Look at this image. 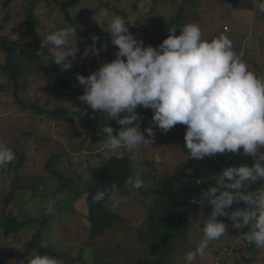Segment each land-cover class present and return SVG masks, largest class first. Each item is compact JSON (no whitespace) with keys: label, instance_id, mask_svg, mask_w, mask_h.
Masks as SVG:
<instances>
[{"label":"clouds","instance_id":"1","mask_svg":"<svg viewBox=\"0 0 264 264\" xmlns=\"http://www.w3.org/2000/svg\"><path fill=\"white\" fill-rule=\"evenodd\" d=\"M254 5L264 13V0H254ZM99 19L107 20L105 32L116 47L115 58L104 61L87 76L77 74L76 80L83 88L78 96L83 105L106 113L108 120L119 125L114 129L106 123L100 129L105 148L128 152L155 148V128H144L146 137L135 111L143 107L152 110L151 125L163 133L177 124L186 126L183 139L190 158L200 160L217 154L252 157L251 165L238 163L223 168L214 183L193 198L200 205L207 201L210 211L201 213L203 235L195 249L185 253V264H195L198 257H205L210 243L228 235L227 225L218 217H227L235 229H247L240 239L264 249V74L249 67L226 34L207 38L196 22L167 28L166 38L153 47L145 46L129 31L133 21L122 15L101 9ZM76 38V25L63 23L46 34L36 54L68 70L79 51ZM91 39L83 55H99L100 37ZM77 110L82 112L83 108ZM16 159L13 148L0 141V170ZM136 167V176L127 184L138 190L144 187V180L140 175L142 165ZM257 181L261 183L253 189L251 185ZM116 189L115 184L98 189L94 202L110 198L115 210L121 202ZM239 202L244 207H232ZM56 212L55 201L45 205L46 215ZM52 243L54 237L42 241L40 248L47 249ZM23 264L63 261L48 252L32 250Z\"/></svg>","mask_w":264,"mask_h":264},{"label":"rangeland","instance_id":"2","mask_svg":"<svg viewBox=\"0 0 264 264\" xmlns=\"http://www.w3.org/2000/svg\"><path fill=\"white\" fill-rule=\"evenodd\" d=\"M7 1V5L4 2ZM35 1L33 5V16L35 18V24L37 30L41 35L46 36L50 31L63 23H67L64 18V13L61 7L53 2V0H0V19L3 17L5 11L9 13V20L5 28L6 35L11 39H18L24 32V21L29 11V5ZM136 0H80L75 5L69 6V13L73 20H79L80 30H84L88 25L98 26L102 32L100 34H91L88 31H84L81 39L83 40V48L79 46L81 39L77 35L78 53L76 59L73 60V67L68 70H63V77L67 80L70 88L78 95L83 94V88L76 80V75L87 76L89 73L95 71L104 61L115 58L116 47L112 45L108 34L105 32L107 27V20L103 22L99 19V11L101 9H107L104 4L110 6H116L118 9L129 11L132 8V4ZM178 4L180 0H167L166 3L158 2L152 9L149 8L150 0L137 1L138 9L131 13L130 22L133 21L132 27L144 26L148 32L153 36H158L156 33H160L159 27L165 26L170 19L175 20L174 13L177 11V6L173 2ZM248 0H188L189 5H184V13L180 24L187 21H193L200 25L203 35L207 38L216 36L222 32V22L224 18H229V25L235 29V20L228 17L229 12H226L228 3L234 8L239 5H243ZM109 12L115 13V11L108 9ZM174 22V21H173ZM162 30V28H161ZM233 34V33H231ZM255 35V33H253ZM252 35V36H254ZM92 36L100 37V41L97 43L99 49V55H85L87 60V73L85 74L84 67L79 61L78 54L80 49L88 48L92 44ZM138 39H141L144 45L155 44L152 42L144 41L139 35H135ZM241 35L236 34L233 36L234 50L238 53L244 44L241 43ZM257 39L250 40L246 47V54L243 58L247 61L249 67L253 70L252 63H249L251 53L249 51L250 42L255 43V50L258 49L257 57L264 58V39L259 42ZM254 41V42H253ZM103 45V46H101ZM262 46V49L260 48ZM5 55L0 52V59L5 60ZM261 59V58H260ZM262 61V59H261ZM60 67V66H59ZM258 74H264V71L255 70ZM0 73V78H1ZM49 72L42 70L40 74L32 75L28 81L26 93L24 95L27 103H37L42 108H54L63 106L73 111H78L77 107L83 108L82 102L76 99L74 96L66 94L62 89L56 87V82L50 80ZM3 79H5L2 76ZM1 78V79H2ZM6 85V96L9 100L11 98V90ZM1 90V89H0ZM2 91V90H1ZM13 102V101H12ZM16 113L9 117L0 116V141L7 143L13 148L17 159L13 162H18L19 154L24 156L23 165L15 171L10 164L3 170H0V220L4 215L8 213H17L20 208V203L28 199L30 194V182L36 177H40L43 174V168L45 162L51 154H63L66 152L68 156H63L57 161V169L69 175V161L72 162L73 167L82 169L87 165V154L82 152L79 155L74 154L78 148L80 140L87 134L96 133L91 129L83 128L79 119H72L70 117H64L62 119H53L48 116L41 115L35 116L31 109H23L19 102H16ZM14 111V112H15ZM138 115L144 116L146 114H152L151 109H145L143 107H137L135 109ZM92 119L96 122L102 123L103 119H107L106 113H96L93 111L91 114ZM103 118V119H102ZM151 119V116L147 118ZM115 122L114 120H108ZM178 128V127H177ZM30 130L28 133L25 134ZM144 129H141V131ZM24 132V133H22ZM142 133L147 137V133ZM156 142L152 145L153 149H145L143 147L133 152L120 149L111 151L104 146L95 151V155L103 153H117L124 154V152L131 153L133 159L141 162L142 165L145 160L158 161L165 160V165L160 167L157 163V169L159 174L164 169L165 173L168 171L170 175L177 166L185 161L186 153L180 149L171 148L170 144L175 142L178 138L177 130L173 127L168 132L163 133L157 127L155 128ZM110 151V152H109ZM67 155V154H66ZM12 164V163H11ZM169 164V165H168ZM167 167V168H166ZM167 174V173H166ZM76 180H80L76 177ZM151 181V179L149 180ZM198 183L199 181L196 180ZM259 184L260 181H257ZM155 187V186H154ZM152 186V188H154ZM54 190V189H53ZM135 192V191H134ZM117 198L121 201L116 208L117 212L124 218L123 221L116 224L111 229L106 230L101 236L96 238L97 240V252L102 256L105 255L106 259L112 264H140V260H143L145 254L142 252L143 244L137 239V228L143 227L142 224L146 218L149 217V206L151 204V198L144 197L141 194L135 192V195L131 197L122 196L116 194ZM8 197H12L9 201ZM35 203L44 204L53 202L54 199L49 194L46 199H41L40 192L36 193ZM33 201V202H34ZM29 203V202H28ZM108 204H112L110 199ZM30 205V204H29ZM57 205V204H56ZM28 209L29 206L23 204ZM236 207H241L239 204ZM58 211V219L54 221L52 228L46 226L31 225L28 228H22L17 237H12L11 234L0 232V262L2 264H23L28 254L23 253V244L27 242L31 236L36 232L41 233V240L47 241L54 237V243L50 244L54 246L60 254L59 259L64 263L65 259H71L77 257L78 252L82 249V253L79 255L83 262L86 264H92L95 259V254L90 252V249L86 248L85 242L88 239V232L86 226L88 224L86 220V203L85 194L76 196L71 205ZM37 209V207L35 208ZM201 213L207 215L208 213L203 210L197 213L191 214L188 220V234L186 237L176 241L172 250L171 263L170 264H185V253L194 250L202 238V231L199 227L203 217ZM227 225L228 235L221 239L210 243L206 250V255L203 258L198 257L195 264H213L214 260L219 264H264V249H257L253 244V250L249 254L245 253V257L251 258L249 261L242 259L238 249L246 248V242L240 239L241 231L235 229L232 226L231 221L226 218L223 221ZM142 224V225H141ZM120 244V250L113 255L101 253L106 246L114 247L115 243ZM245 252V251H244ZM98 255V254H97ZM128 259V260H127ZM71 264H82L73 262Z\"/></svg>","mask_w":264,"mask_h":264},{"label":"trees","instance_id":"3","mask_svg":"<svg viewBox=\"0 0 264 264\" xmlns=\"http://www.w3.org/2000/svg\"><path fill=\"white\" fill-rule=\"evenodd\" d=\"M136 0L132 4V8L129 11L118 9L116 6H110L104 4V7L115 11L116 14L122 15L127 21L130 22L131 13L138 9ZM167 0H150L149 8L158 3H166ZM53 2L59 5L64 13V18L67 23H73L76 25V36L81 39L84 31H88L91 34H100L102 30L96 25H88L84 30L79 28V20H73L69 13V6L80 2V0H53ZM173 2V1H172ZM188 0H180L178 4L173 2L177 6V11L174 13L175 20L170 19L165 26L159 27L160 33H156L158 36L151 35L150 32L145 30L144 26L132 27L129 26V31L135 36L139 35L144 41L152 42L157 46L166 36L167 28L173 25H179L180 20L184 13V5ZM35 1L29 5V11L24 21V32L22 35L14 40L9 38L5 33L7 21L9 20V13L5 11L3 17L0 19V52L5 56V60L0 63V73L5 78L4 82L0 83V89L5 90V83H8L11 90V98L14 102H19L23 109H31L35 116L46 115L53 119H62L64 117H70L72 119H79L83 128L91 129L96 133L85 135L79 142L78 148L74 151L76 155L82 152H86L87 165L78 169L72 168V162L69 161V175L67 172H63L62 169H57V161L62 157L61 154H51L45 162L43 168V174L40 177H34L30 182V194L28 199L20 203V208L17 213H8L4 215L0 220V232L11 234L12 237H17L22 228H28L31 225L46 226L52 228L54 221L58 219V211L70 206L73 199L78 195L85 194L86 203V220L88 222L86 229L88 232V239L85 242L86 248L90 249V252L95 254V259L92 264H112L109 262L105 255L106 253L113 255L120 250V244L115 243L114 247L106 246L101 253L97 252V240L106 230L111 229L124 218L112 209V204H108L110 198H106L99 203L94 202L93 196L98 189H103L112 184L117 185L116 193L122 196L131 197L133 192H137L144 197L151 198V204L149 206V217L142 221L143 227L137 228V239L144 246L142 252L145 254L143 260H140V264H170L171 254L175 246L176 241L184 238L188 234V220L191 214L205 210L207 213L210 211V206L207 201L204 205L193 202V198H198L202 191L208 189V187L214 183L215 175H218L225 167L235 165L238 163H247L251 165L253 163L252 157L244 155L217 154L211 158L205 157L197 160L189 157V152L184 146V133L186 126L177 124L174 128L177 130L178 138L175 142L170 144L171 148L180 149L186 153L185 161L181 162L177 168H175L169 175L168 171L165 173L164 169L159 174L157 163L164 166L165 160L157 162L155 160H145L143 165L138 160L131 157V153L124 152L120 155L117 153H103L98 156L95 155V151L99 150L104 145V138L100 129L106 123L110 124L114 129H117L119 125L116 122L103 119L102 123L96 122L92 119L91 114L94 110L83 105V111H73L69 108L58 106L54 108H42L39 104L27 103L24 95L26 93L28 81L32 75L40 74L44 69L49 72L50 80L56 82V87L62 89L66 94L74 96L78 99V94L74 92L67 80L63 77V70L55 63L45 61L42 57L37 56V51L40 48V43L43 41L44 36L41 35L35 24V18L33 16V8ZM7 5V1L4 2ZM264 16V13H261ZM174 21V22H173ZM162 28V30H161ZM179 28H177L178 34ZM83 40L79 41V46L83 48ZM79 61L82 63L85 74L87 73V60L83 55V49H80L78 54ZM51 57L49 58V60ZM49 63V64H48ZM146 114L141 116L140 128L144 129L151 125V119ZM178 127V128H177ZM158 129V127H157ZM30 130L25 132L29 134ZM143 131V130H142ZM24 133V132H22ZM110 152V151H109ZM67 154V155H66ZM63 156H68V153H64ZM24 163V156L19 154L18 162L10 164L15 171H17ZM167 163V162H166ZM137 164L142 165V171L140 175L144 180V187L141 189H132L127 184L129 178H134L138 172ZM164 164V165H163ZM169 165V164H168ZM167 168V167H166ZM79 177L80 180H76ZM151 179V181H149ZM196 180L199 182L197 183ZM260 184L254 182L251 187L254 189ZM152 186L154 188H152ZM54 189V190H53ZM40 192L41 199H46L47 195L53 197L56 202L57 212L55 215L45 214V205L35 203L36 193ZM61 199L57 200V197ZM12 197H8L9 201ZM34 201V202H33ZM29 202V203H28ZM23 204L29 206L26 209ZM30 204V205H29ZM244 207L243 202L234 203L232 207L238 206ZM37 207V209H35ZM227 217H218V219L224 221ZM141 224V225H142ZM241 232L247 231V229L240 230ZM41 233L35 232L31 238L23 244V253L28 254L32 250L39 252H48L51 255L59 257L60 254L54 249L53 245L49 248H40ZM253 250V245H247L246 248L238 249L242 259L249 261L251 258L245 257L244 254H249ZM245 251V252H244ZM82 249L78 252L77 257L71 259H65L63 264H71L73 262L81 261L82 264H86L80 258ZM98 254V255H97ZM128 260V259H127ZM118 264V262H116ZM2 264V261L0 262ZM115 264V262H114ZM213 264H219L214 260ZM240 264V263H239Z\"/></svg>","mask_w":264,"mask_h":264},{"label":"crops","instance_id":"4","mask_svg":"<svg viewBox=\"0 0 264 264\" xmlns=\"http://www.w3.org/2000/svg\"><path fill=\"white\" fill-rule=\"evenodd\" d=\"M186 4L189 5L188 2ZM227 11L229 12L228 17H231L232 20H235V25L237 28L233 29L229 25V18H224L222 22V32L226 34L231 40H233V36L236 34L243 36L241 43L244 44V46L238 53L241 54L242 57L244 58L246 54L245 45H247V43L250 40L257 39L256 41L259 42L260 40L264 39V16H262L261 13L256 10L255 5H254V0H248V2L244 3L243 5L237 6L236 8H234L233 6H231L230 3H228L226 12ZM224 24L228 26V29H229L228 31L223 30ZM253 33H255V35ZM255 46H256L255 43H252V42H250L249 46H247L251 53V57L248 62L252 63L253 68L255 70H258L261 72V71H264V58L261 57V54H260L259 56L262 59L261 61V59L257 57L258 55L257 56L254 55L258 53V49L256 48L255 50ZM260 48L262 49L261 45H260ZM1 78H0V83L5 81V79L3 78L1 79ZM4 89H5L4 91L0 90V116L9 117L10 115L16 113L15 111L16 102L14 101L12 102L11 100L7 98L6 85Z\"/></svg>","mask_w":264,"mask_h":264},{"label":"built area","instance_id":"5","mask_svg":"<svg viewBox=\"0 0 264 264\" xmlns=\"http://www.w3.org/2000/svg\"><path fill=\"white\" fill-rule=\"evenodd\" d=\"M223 30L228 31V26L226 24L223 25Z\"/></svg>","mask_w":264,"mask_h":264}]
</instances>
